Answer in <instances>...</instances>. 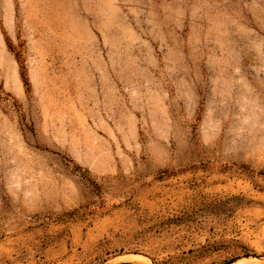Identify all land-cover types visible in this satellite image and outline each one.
Returning a JSON list of instances; mask_svg holds the SVG:
<instances>
[{
	"label": "rangeland",
	"instance_id": "obj_1",
	"mask_svg": "<svg viewBox=\"0 0 264 264\" xmlns=\"http://www.w3.org/2000/svg\"><path fill=\"white\" fill-rule=\"evenodd\" d=\"M228 263L264 264V0H0V264Z\"/></svg>",
	"mask_w": 264,
	"mask_h": 264
},
{
	"label": "bare ground",
	"instance_id": "obj_2",
	"mask_svg": "<svg viewBox=\"0 0 264 264\" xmlns=\"http://www.w3.org/2000/svg\"><path fill=\"white\" fill-rule=\"evenodd\" d=\"M245 263V262H244ZM241 264H243V263H241Z\"/></svg>",
	"mask_w": 264,
	"mask_h": 264
},
{
	"label": "trees",
	"instance_id": "obj_3",
	"mask_svg": "<svg viewBox=\"0 0 264 264\" xmlns=\"http://www.w3.org/2000/svg\"><path fill=\"white\" fill-rule=\"evenodd\" d=\"M228 264H231V263H228Z\"/></svg>",
	"mask_w": 264,
	"mask_h": 264
}]
</instances>
